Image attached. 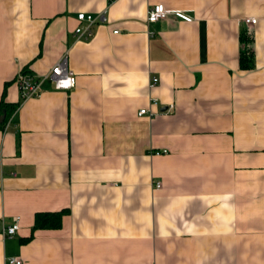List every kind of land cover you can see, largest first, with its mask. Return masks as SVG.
I'll use <instances>...</instances> for the list:
<instances>
[{
	"label": "crops",
	"instance_id": "1",
	"mask_svg": "<svg viewBox=\"0 0 264 264\" xmlns=\"http://www.w3.org/2000/svg\"><path fill=\"white\" fill-rule=\"evenodd\" d=\"M64 56L76 87L23 100ZM3 98L0 264H264V0H0Z\"/></svg>",
	"mask_w": 264,
	"mask_h": 264
},
{
	"label": "built area",
	"instance_id": "2",
	"mask_svg": "<svg viewBox=\"0 0 264 264\" xmlns=\"http://www.w3.org/2000/svg\"><path fill=\"white\" fill-rule=\"evenodd\" d=\"M117 0H108V6H111ZM107 14L108 9L99 15L85 14L80 13L78 15V21L80 22V26L76 28L74 31V35L76 40L78 41H89L94 35V28L96 25L107 23ZM171 16H177L186 21H193L194 19L187 16L185 13L181 11H171L167 10L162 5H156L149 9L148 12V23L156 24ZM245 23L249 26H253L257 23L256 18H247ZM118 32L116 31L115 34ZM151 36H155V32H151ZM64 56L61 60H59L51 69L49 74L46 76H36L33 73L22 71L18 74L16 78V83L19 87L20 96L23 100H28L30 98L39 97L42 94V85L47 81H53L54 89L56 90H64L70 91L74 89L77 85V78L74 72L69 70L65 64ZM159 82V78L152 79V85L155 86ZM171 109H174V105H171ZM148 114L147 109H141L139 111V115ZM156 154L167 153V150L156 151ZM161 184H157V187L160 188ZM20 218H15L13 224L11 226H5L2 224V232L4 238H12L16 235L19 229ZM9 264H23V261L19 258H11L9 259Z\"/></svg>",
	"mask_w": 264,
	"mask_h": 264
},
{
	"label": "trees",
	"instance_id": "3",
	"mask_svg": "<svg viewBox=\"0 0 264 264\" xmlns=\"http://www.w3.org/2000/svg\"><path fill=\"white\" fill-rule=\"evenodd\" d=\"M26 71V70H24ZM16 105L6 102L3 98L0 101V116L2 115L3 109L7 110V114L15 108ZM6 120L0 123L5 124ZM69 213L68 210H62L60 212L54 213H38L35 216V224L33 228V233L38 230H58L62 227L64 217ZM33 237V236H32ZM31 239V238H30Z\"/></svg>",
	"mask_w": 264,
	"mask_h": 264
},
{
	"label": "water",
	"instance_id": "4",
	"mask_svg": "<svg viewBox=\"0 0 264 264\" xmlns=\"http://www.w3.org/2000/svg\"><path fill=\"white\" fill-rule=\"evenodd\" d=\"M6 117H7V110L6 109H3L2 111V115L0 116V123L5 121L6 120Z\"/></svg>",
	"mask_w": 264,
	"mask_h": 264
}]
</instances>
